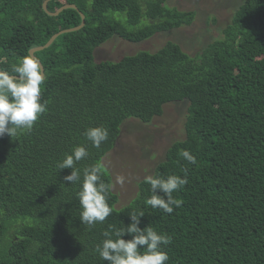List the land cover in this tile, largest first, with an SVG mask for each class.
Listing matches in <instances>:
<instances>
[{"label":"trees","instance_id":"trees-1","mask_svg":"<svg viewBox=\"0 0 264 264\" xmlns=\"http://www.w3.org/2000/svg\"><path fill=\"white\" fill-rule=\"evenodd\" d=\"M45 1L0 0V68L10 73L85 16L80 30L35 53L47 74L46 112L31 130L0 137V264H107L94 249L109 225L127 226L133 211L144 214L141 229L151 224L171 237L167 264H264V0H244L223 37L194 56L167 41L117 61H96L97 48L114 37L138 44L190 26L195 12L167 0H52L49 12L77 9L50 16ZM174 103L188 104L185 137L153 175L187 177L173 193L180 206L171 214L147 206L150 186L142 180L121 209L109 193L113 212L104 223L82 224L80 185L66 183L71 169L57 162L83 144L89 157L77 167L103 164L127 120L149 124ZM97 126L109 132L99 148L83 135ZM185 149L195 164L179 155ZM102 179L112 183L108 169Z\"/></svg>","mask_w":264,"mask_h":264},{"label":"clouds","instance_id":"clouds-1","mask_svg":"<svg viewBox=\"0 0 264 264\" xmlns=\"http://www.w3.org/2000/svg\"><path fill=\"white\" fill-rule=\"evenodd\" d=\"M12 73L0 68V137H13L18 130H31L47 110V104L41 98L47 74L40 61L27 54L13 65ZM83 135L95 148H99L109 138L108 129L103 126L89 127ZM179 155L190 164L196 163L195 156L189 150H181ZM88 157L87 147L80 144L70 153H65L56 167L59 170L71 169L70 174L63 179L71 185H80L77 192L81 208L80 222L92 227L104 223L112 214L108 198L114 184L102 179L107 171L102 163L77 167L80 161ZM125 182L126 177L123 175L116 177L115 183L121 187ZM144 183L150 186L151 193L144 203L171 214L175 207L180 206V201L174 198L173 193L182 189L188 180L186 176L182 178L172 174L165 177L156 174L146 175ZM143 216V212L133 211L128 214L130 223L127 226L123 222L119 228L109 225L102 233L103 241L94 249L99 258L107 264H167L170 258L165 248L171 243V237L167 233L157 232L151 224L141 229L139 225ZM125 236L131 238L125 240Z\"/></svg>","mask_w":264,"mask_h":264},{"label":"rangeland","instance_id":"rangeland-1","mask_svg":"<svg viewBox=\"0 0 264 264\" xmlns=\"http://www.w3.org/2000/svg\"><path fill=\"white\" fill-rule=\"evenodd\" d=\"M244 0H167L170 8L178 11L195 12L190 26H183L170 32L160 33L153 38L133 44L114 37L95 52L96 61H117L124 56L140 51L156 52L167 41L180 45L190 56L200 53L209 43L223 37L222 30L230 23L233 14ZM187 103L165 106L164 115L149 124L129 119L124 123L122 134L104 159L103 164L112 175L113 192L119 196L116 209L131 203L138 191V184L146 175H153L156 165L176 141L185 137ZM123 175L126 182L121 187L116 177Z\"/></svg>","mask_w":264,"mask_h":264},{"label":"water","instance_id":"water-1","mask_svg":"<svg viewBox=\"0 0 264 264\" xmlns=\"http://www.w3.org/2000/svg\"><path fill=\"white\" fill-rule=\"evenodd\" d=\"M52 1V0H46L43 4V8L44 10L50 15V16H58L63 10H66V9H77L75 5H65L64 7L60 8L57 12H49L48 11V3ZM81 17H82V23L78 26V27H75V28H71V29H67V30H62L60 32H58L57 34H55L44 46H40V47H36V48H32L30 50V54L34 57H35V53L36 52H39V51H42L44 50L45 48L49 47L52 45V43L56 40L57 37H59L60 35L64 34V33H68V32H75V31H78L80 30L82 27L85 26V16L83 14H81ZM37 59V58H36ZM38 60V59H37ZM41 63V62H40ZM42 66V64H41ZM42 69H43V66H42ZM44 70V69H43Z\"/></svg>","mask_w":264,"mask_h":264}]
</instances>
